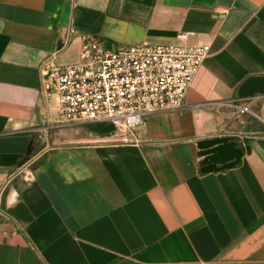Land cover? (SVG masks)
Returning <instances> with one entry per match:
<instances>
[{
    "label": "crops",
    "instance_id": "0c3cea01",
    "mask_svg": "<svg viewBox=\"0 0 264 264\" xmlns=\"http://www.w3.org/2000/svg\"><path fill=\"white\" fill-rule=\"evenodd\" d=\"M86 37L210 51L127 145L54 124L40 64ZM233 135L241 162L201 172L198 141ZM0 264H264V0H0Z\"/></svg>",
    "mask_w": 264,
    "mask_h": 264
},
{
    "label": "built area",
    "instance_id": "2783aa9c",
    "mask_svg": "<svg viewBox=\"0 0 264 264\" xmlns=\"http://www.w3.org/2000/svg\"><path fill=\"white\" fill-rule=\"evenodd\" d=\"M188 34L179 36L185 40ZM209 45L139 43L107 49L94 37L83 40L78 59L57 61L53 52L39 67L57 112V127L113 124L106 138L137 145L135 136L148 116L181 108ZM257 97L209 104L227 115L253 114ZM233 135L231 137H234Z\"/></svg>",
    "mask_w": 264,
    "mask_h": 264
},
{
    "label": "water",
    "instance_id": "95a60500",
    "mask_svg": "<svg viewBox=\"0 0 264 264\" xmlns=\"http://www.w3.org/2000/svg\"><path fill=\"white\" fill-rule=\"evenodd\" d=\"M85 129L99 136L114 132L113 124H88ZM199 156L203 157L201 172L211 173L235 167L241 162L245 149L231 136H215L201 139L197 143Z\"/></svg>",
    "mask_w": 264,
    "mask_h": 264
}]
</instances>
